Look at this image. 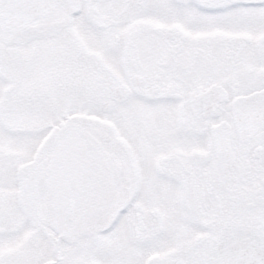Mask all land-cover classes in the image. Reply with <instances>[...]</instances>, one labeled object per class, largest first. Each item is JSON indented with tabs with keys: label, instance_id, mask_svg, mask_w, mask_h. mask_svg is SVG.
<instances>
[{
	"label": "snow or ice",
	"instance_id": "1",
	"mask_svg": "<svg viewBox=\"0 0 264 264\" xmlns=\"http://www.w3.org/2000/svg\"><path fill=\"white\" fill-rule=\"evenodd\" d=\"M0 264H264V0H0Z\"/></svg>",
	"mask_w": 264,
	"mask_h": 264
}]
</instances>
